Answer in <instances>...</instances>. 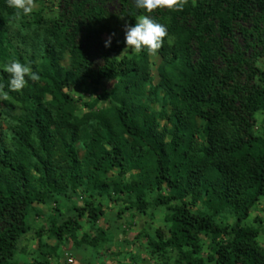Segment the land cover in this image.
<instances>
[{
	"label": "trees",
	"instance_id": "trees-1",
	"mask_svg": "<svg viewBox=\"0 0 264 264\" xmlns=\"http://www.w3.org/2000/svg\"><path fill=\"white\" fill-rule=\"evenodd\" d=\"M108 1L63 0L50 14L35 0L17 19L0 0V264H17L42 205L59 213L36 231L43 258L31 264H64L61 244L78 239L80 219L96 224L107 201L131 223L166 209L167 229L148 244L163 264H264L259 228L247 224L264 200V0L148 14L168 30L155 56L125 49L117 31L147 13L119 0L111 14ZM11 60L39 80L11 91ZM62 197L84 205L60 223Z\"/></svg>",
	"mask_w": 264,
	"mask_h": 264
},
{
	"label": "rangeland",
	"instance_id": "rangeland-1",
	"mask_svg": "<svg viewBox=\"0 0 264 264\" xmlns=\"http://www.w3.org/2000/svg\"><path fill=\"white\" fill-rule=\"evenodd\" d=\"M62 1L63 0H45L44 2L43 0V7L47 13L56 14L60 9ZM106 7L111 14L121 11V3L119 0H109L106 3ZM123 19L124 17H120L119 21H117L113 18L112 24L119 25L118 22ZM117 31L125 36L124 26H121ZM109 37L108 33L104 34V39H108ZM95 53L96 47H93L91 49V55L95 56ZM157 64H159V60ZM104 82L102 87L112 88L115 81L106 80ZM82 197H74L71 203L64 197L60 199V206L62 209L60 214H62V217L57 218L60 223L77 215L76 212L68 209L72 207L73 203L76 206H83L84 201ZM104 205L105 214L96 224H91L87 218L80 219L83 225L78 232V239L68 238L66 242H63L60 249H58L60 256L63 254L66 258L67 254H71L75 259V264H163L164 261H162V258L156 254L152 255V249L148 244L151 236L156 237L157 230L160 228L163 230L167 229V224L164 222V216L167 213L166 209H150L147 214L136 218V220L131 223L128 213L123 214L121 219L118 218L119 211L124 208L122 203L116 204L107 201ZM49 207L51 206H39L46 217L43 215L45 218L39 217L35 222H32V231L24 235L19 241L15 256L17 264H31L42 260L43 256L39 253L40 245L36 231L40 226H43L44 223L47 224L50 218L49 216L53 214L52 209ZM58 213L59 212L54 211L55 215ZM259 219H261L262 222H259ZM247 224L259 228V241L264 246V200L261 201L257 207L252 209ZM102 229L105 230V234L101 233ZM85 234L88 239H94L98 236L97 246L93 247L87 243L79 246L78 243L81 242V238ZM100 237H104V239ZM45 241L51 247L56 246L58 243L56 239L47 238ZM58 259L59 258H52L51 264H57L56 261H58Z\"/></svg>",
	"mask_w": 264,
	"mask_h": 264
},
{
	"label": "clouds",
	"instance_id": "clouds-1",
	"mask_svg": "<svg viewBox=\"0 0 264 264\" xmlns=\"http://www.w3.org/2000/svg\"><path fill=\"white\" fill-rule=\"evenodd\" d=\"M189 0H134L135 7L143 10L144 15L136 17L134 26L125 24V49L140 53L147 50L149 55L155 56L162 48L164 39L168 36L165 25L156 22L150 15L158 9H167L170 12H180L188 5ZM7 6L15 10V18L29 16L36 9L35 0H6ZM121 18L123 16L121 15ZM114 35V33L112 34ZM111 44V36L105 42L108 47ZM4 71L9 74L8 88L13 92L22 91L27 84V79L38 81L39 75L34 72L30 64L19 60H11L6 63ZM8 93L0 85V100L6 101ZM71 255V254H70ZM72 256V255H71Z\"/></svg>",
	"mask_w": 264,
	"mask_h": 264
},
{
	"label": "built area",
	"instance_id": "built-area-1",
	"mask_svg": "<svg viewBox=\"0 0 264 264\" xmlns=\"http://www.w3.org/2000/svg\"><path fill=\"white\" fill-rule=\"evenodd\" d=\"M65 259L66 262L64 264H75V259L73 258V256L67 254Z\"/></svg>",
	"mask_w": 264,
	"mask_h": 264
}]
</instances>
